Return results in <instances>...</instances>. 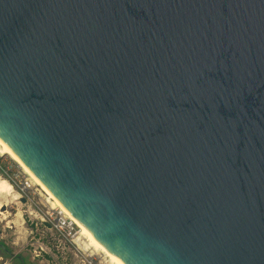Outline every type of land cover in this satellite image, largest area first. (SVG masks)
<instances>
[{
    "label": "water",
    "instance_id": "water-1",
    "mask_svg": "<svg viewBox=\"0 0 264 264\" xmlns=\"http://www.w3.org/2000/svg\"><path fill=\"white\" fill-rule=\"evenodd\" d=\"M0 140L124 264H264V0H0Z\"/></svg>",
    "mask_w": 264,
    "mask_h": 264
},
{
    "label": "rangeland",
    "instance_id": "rangeland-1",
    "mask_svg": "<svg viewBox=\"0 0 264 264\" xmlns=\"http://www.w3.org/2000/svg\"><path fill=\"white\" fill-rule=\"evenodd\" d=\"M0 177L16 194L0 197V264H14L8 253H20L31 264H115L11 155L2 152ZM55 216L70 220L72 229L58 232L46 226Z\"/></svg>",
    "mask_w": 264,
    "mask_h": 264
},
{
    "label": "bare ground",
    "instance_id": "bare-ground-1",
    "mask_svg": "<svg viewBox=\"0 0 264 264\" xmlns=\"http://www.w3.org/2000/svg\"><path fill=\"white\" fill-rule=\"evenodd\" d=\"M0 152L2 153H7L9 155H11L15 161H17L24 169L25 171L38 183V185L40 186V188H42V190L52 199V201H54L56 204H58L60 206L59 201L31 174L28 172L26 166L24 165V163L17 157V155L4 143V141L0 140ZM2 196H10L12 198H16V194L12 192V189L9 185V183L0 177V197ZM9 198V197H8ZM60 211L62 213H66L74 222L75 224L81 228V230L83 231L84 235L93 243L95 244L98 248H100L102 251H104V253L106 255L109 256V259L111 262L115 263V264H124L116 255H114L112 252H110L108 249L104 248L91 234L90 232L79 222L77 221L72 215L71 213L60 207L59 208Z\"/></svg>",
    "mask_w": 264,
    "mask_h": 264
},
{
    "label": "built area",
    "instance_id": "built-area-1",
    "mask_svg": "<svg viewBox=\"0 0 264 264\" xmlns=\"http://www.w3.org/2000/svg\"><path fill=\"white\" fill-rule=\"evenodd\" d=\"M18 190L23 193V190L21 187ZM46 223L48 224V227L53 228L54 230L58 232H65L66 229L67 231H70L72 229V222L62 216L52 217Z\"/></svg>",
    "mask_w": 264,
    "mask_h": 264
},
{
    "label": "trees",
    "instance_id": "trees-1",
    "mask_svg": "<svg viewBox=\"0 0 264 264\" xmlns=\"http://www.w3.org/2000/svg\"><path fill=\"white\" fill-rule=\"evenodd\" d=\"M4 251L6 252V249H4ZM7 255L10 256V258L12 259V262L14 264H31L30 262H28L25 257L20 254V253H17V254H14V255H10V253H8Z\"/></svg>",
    "mask_w": 264,
    "mask_h": 264
}]
</instances>
